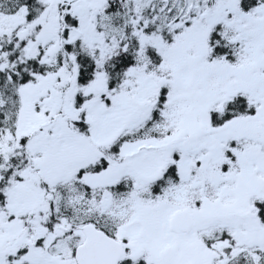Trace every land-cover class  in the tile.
<instances>
[{
  "label": "snow or ice",
  "instance_id": "1",
  "mask_svg": "<svg viewBox=\"0 0 264 264\" xmlns=\"http://www.w3.org/2000/svg\"><path fill=\"white\" fill-rule=\"evenodd\" d=\"M0 264H264V0H0Z\"/></svg>",
  "mask_w": 264,
  "mask_h": 264
}]
</instances>
